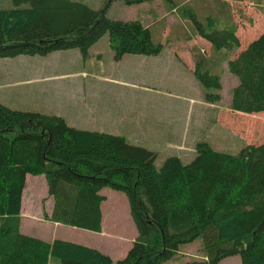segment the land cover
Masks as SVG:
<instances>
[{
    "label": "trees",
    "instance_id": "trees-1",
    "mask_svg": "<svg viewBox=\"0 0 264 264\" xmlns=\"http://www.w3.org/2000/svg\"><path fill=\"white\" fill-rule=\"evenodd\" d=\"M116 1L106 0L96 10L85 0H0V59L74 49L86 57L105 35L117 60L159 55L163 39L156 42L151 27L107 16ZM256 1L264 10V3ZM214 3L218 11L209 8L207 25L192 12L188 16L211 46L208 54L198 53L195 70L204 101L222 103L221 73L227 63L238 82L229 102L233 113L225 116H264V29L241 48L231 4ZM211 144L210 138L199 141L189 162L177 153L159 158L122 135L0 102V264H51L53 259L61 264H166L181 246L198 239L200 258L181 264H220L235 256L241 264H264V140L247 144L237 155ZM40 175L54 199L45 217L91 232L103 229V189L123 192L138 230L127 255L114 261L87 245L24 233L27 178Z\"/></svg>",
    "mask_w": 264,
    "mask_h": 264
},
{
    "label": "crops",
    "instance_id": "crops-1",
    "mask_svg": "<svg viewBox=\"0 0 264 264\" xmlns=\"http://www.w3.org/2000/svg\"><path fill=\"white\" fill-rule=\"evenodd\" d=\"M258 9V12L263 15V10ZM190 33L194 37L195 33L192 31ZM197 37L199 36L197 35ZM251 40L246 42L244 47ZM162 43V50L159 55L154 56L155 58L144 55H126L130 56L128 78L142 94V104L134 111L139 115V118L131 126L109 125L115 113L123 111L119 105L115 107L112 103L104 104L102 100L112 92L108 88L103 89V87L100 90L96 82L93 81L95 78H99L100 82L109 79L105 72L95 73L89 66L90 64L95 65L100 57H104L101 51L91 53V49L99 42L89 50L86 57L79 50L49 54L47 56L51 57L46 56L38 64L41 71L31 70L37 66L30 59L29 63L24 66L0 64V101L14 104L17 109L21 110L64 116L68 123L75 127L90 125L89 129L92 130L122 135L130 143L142 145L158 152L159 158H164L170 153H177L183 160L185 158L190 160L196 153V144L199 141H206L210 138L213 143L212 133L214 131L212 127L220 120L222 112L227 114L233 112L229 108V104L225 108V103L223 105L222 103L208 104L204 101L203 88L195 76L197 56L200 52L196 51L198 49L196 42L181 40L166 42L163 40ZM184 47L186 50L181 49ZM112 55L113 52L110 56ZM126 56L115 60L122 61ZM144 61L149 62L151 67H146L143 64ZM138 70L142 76L141 79L137 78ZM75 73H85L87 78L91 79L87 83L83 82L80 78H76ZM235 79L234 86L238 82L236 77ZM61 80L62 83L59 82ZM69 80H72V90L64 89L66 86L64 82ZM48 82H50L49 85L46 84ZM61 89L65 92H59ZM149 96L155 98L156 101L149 104L147 102ZM164 98L178 100L181 103L165 105L161 103ZM31 102H39L41 109L33 110L23 107V104ZM46 106L49 108H45ZM192 107L193 111L190 117ZM139 134L141 136L136 141ZM227 135L226 132L223 138L226 139ZM30 178L31 176H28L26 189L29 186ZM24 202L23 199L22 214L25 207ZM53 206L54 202L52 208ZM38 217L40 218L38 222L53 223L46 220L44 216L39 215ZM23 228L24 221L22 224L24 232ZM104 232L103 227L102 233L104 234ZM24 233L30 234L29 232ZM34 235L46 241L59 239L54 234L48 237L43 234ZM98 249L104 251L101 248ZM104 253L112 255L109 252Z\"/></svg>",
    "mask_w": 264,
    "mask_h": 264
},
{
    "label": "rangeland",
    "instance_id": "rangeland-1",
    "mask_svg": "<svg viewBox=\"0 0 264 264\" xmlns=\"http://www.w3.org/2000/svg\"><path fill=\"white\" fill-rule=\"evenodd\" d=\"M105 1L106 0H85L90 7L96 10H99L104 5ZM214 1L217 0H156L143 4L129 5L119 0L111 5L107 16L110 19L118 21L142 22L144 25L151 27L156 42H159L161 39H166V42L170 40L194 41L198 45V49H196V51H200L198 53L208 54L211 50L210 44L198 35L193 22L188 16L192 12L194 16L207 25L211 14L209 11L213 10L214 13L218 11V6ZM227 1L231 4L234 22L238 25L240 31L238 35L240 45L241 48H243L246 42L257 36L260 30L264 28V13L261 15L258 12V3L256 0ZM260 1L264 3V0ZM6 7L12 8L13 6L9 4ZM191 31L195 33L194 37L191 36ZM197 35L199 37H197ZM181 49L186 50V47ZM91 50V53L101 51V54L105 57H100L95 65L88 64L95 73L105 72V75L109 77V79L104 82H100L99 78L93 79L100 90H102L103 87V89L108 88L112 92V94H108V96L102 100L103 103H112L115 107L119 105L120 109L123 111L121 113H115L109 125L116 127L131 126L132 123L139 118V115L135 114L134 111L142 104V94L128 78L130 56H126L122 61H116L115 58H113L115 55L112 48H110L108 35H105L99 41V44ZM112 52L113 55L110 56ZM45 58L46 56H19L17 58L0 59V64L6 63L8 66L10 64L24 66V64H28V61L31 60L33 64L37 66L35 69L31 68V70L41 71V68H39L40 65L38 64ZM152 58L155 57L152 56ZM143 64L146 67H151L149 62L144 61ZM75 75L76 78H80L86 83L91 79L87 78L85 73H75ZM137 78H142L139 70L137 72ZM221 80L223 85L222 105L225 103L226 108L230 102L231 91L236 83V79L229 72L227 65L222 68ZM50 82L46 84L49 85ZM59 82L62 83V80ZM64 85H66L64 89H73L72 80L65 81ZM60 91L65 92L62 89L59 90V92ZM152 101L155 102L156 99L149 96L147 102L150 104ZM161 103L169 105L171 103L180 104L181 102L164 98ZM11 106L16 108L14 104H11ZM23 107L33 110L41 109L39 102L23 104ZM45 108H49V106ZM192 111L193 107L191 108L190 117ZM225 115H227V113L222 112L220 120L216 123L217 126L213 125L212 127L214 132L212 133L213 143L211 146L213 149L237 155L247 144H257L264 140V116H249L245 120H238L230 116L226 117ZM235 123L238 126H236ZM80 128L89 129L91 127L89 125ZM226 132L228 135L226 139H224L223 137ZM139 136H141V134L137 136L136 141ZM184 161L189 162L186 158ZM158 165H161V163H158ZM102 193L107 195V201H105L103 205L104 234L102 232H91L64 224L45 223L44 221L38 222L40 219L38 217L39 215L44 216V218L48 220L45 215L52 212L54 199L49 195L46 177L44 175L31 176L29 186L24 192L25 207L22 214L24 232H29L32 236H36L34 234H43L46 235V237L54 234L59 239L87 245L96 249L101 248L104 250L102 252H109L112 254L110 256L114 261L123 259L132 248L133 242L138 236L136 224L131 216L129 199L123 192L114 191L111 188L103 189ZM200 245L201 239H198L193 243L181 246L180 253L177 257L166 262V264H181L196 256L200 258L198 253ZM51 264L61 263L53 259ZM220 264H241V260L239 256H235L223 260Z\"/></svg>",
    "mask_w": 264,
    "mask_h": 264
}]
</instances>
